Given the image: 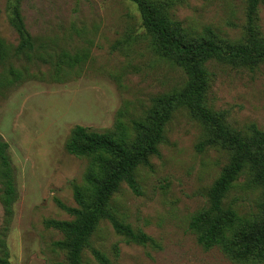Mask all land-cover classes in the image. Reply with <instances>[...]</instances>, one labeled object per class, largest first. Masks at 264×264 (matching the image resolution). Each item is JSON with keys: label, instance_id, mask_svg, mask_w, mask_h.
I'll return each instance as SVG.
<instances>
[{"label": "rangeland", "instance_id": "1", "mask_svg": "<svg viewBox=\"0 0 264 264\" xmlns=\"http://www.w3.org/2000/svg\"><path fill=\"white\" fill-rule=\"evenodd\" d=\"M165 8L192 38L209 35L221 46H236L248 36L245 0H153ZM19 12L35 52L18 53L11 25L14 3L0 0V142L15 190L9 208L2 202L5 179L0 162V257L10 264H65L54 243L63 235L45 226L49 219L71 220L57 201L75 207L72 186L83 185L88 164L66 150L73 127L112 129L116 120L129 128L145 116L157 97L181 89L186 76L158 56L132 0H19ZM256 35L264 42V4L258 7ZM60 53L79 55L63 66L61 82L49 63ZM206 105L226 114V125L245 132L255 125L264 133V62L242 66L229 61L206 64ZM21 73L15 79L10 70ZM164 142L149 166L136 169L139 195L122 184L110 209L117 220L145 233L153 244L139 245L101 220L83 251V264H97L99 249L114 264H264L235 261L218 248L204 250L189 224L208 207L211 185L229 162V154L199 143L206 129L185 109L177 108L164 129ZM246 167L226 194L222 207L243 222H257L262 188L250 186ZM227 231V235L238 230Z\"/></svg>", "mask_w": 264, "mask_h": 264}, {"label": "trees", "instance_id": "2", "mask_svg": "<svg viewBox=\"0 0 264 264\" xmlns=\"http://www.w3.org/2000/svg\"><path fill=\"white\" fill-rule=\"evenodd\" d=\"M14 3L11 25L18 34L17 52L29 58L36 48L25 30L18 7ZM139 12L141 24L150 36L155 53L182 70L186 76L184 86L153 100V106L145 116L132 122L129 128L116 120L112 129L93 131L77 125L72 128L66 143V150L77 158H85L88 164L83 185H73L75 207L57 201L58 207L72 217L71 220L49 219L45 226L60 232L64 239L54 246L65 253V264H83V251L89 247L90 238L98 223L105 220L113 230L128 241L139 244H155L145 233L135 232L127 224L117 220L110 209V203L122 184L139 195L136 169L149 166L151 156L158 154V145L164 142V129L177 108H185L207 131L208 138L199 143L219 148L229 154V162L221 170L207 194L208 207L190 221L189 227L204 250L218 247L224 255L235 261H247L264 257V133L255 125L245 132L226 125V114L207 107L205 96L208 88L206 64L211 61H229L242 66H256L264 62V42L256 35L258 7L264 0H245L248 36L244 43L236 46H221L212 36L192 38L187 36L172 20L163 5L153 0H132ZM6 58V48L0 40V61ZM53 69V77L61 82L63 66L72 68L80 61L79 55L60 53L54 64L44 57ZM15 79L21 73L10 70ZM8 144L0 142V162L4 169L5 187L2 202L9 208L15 199V190L6 156ZM250 170L249 185L262 188L257 222L247 224L232 210H224L223 200L243 170ZM240 228L231 235L227 231ZM91 255L97 264H114L99 249L92 248ZM0 264H10L7 257H0Z\"/></svg>", "mask_w": 264, "mask_h": 264}]
</instances>
